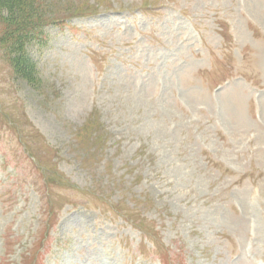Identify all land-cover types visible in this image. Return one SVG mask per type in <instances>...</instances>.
Here are the masks:
<instances>
[{"label": "rangeland", "instance_id": "374dc122", "mask_svg": "<svg viewBox=\"0 0 264 264\" xmlns=\"http://www.w3.org/2000/svg\"><path fill=\"white\" fill-rule=\"evenodd\" d=\"M17 25L0 264H264V0H0Z\"/></svg>", "mask_w": 264, "mask_h": 264}, {"label": "trees", "instance_id": "16d2710c", "mask_svg": "<svg viewBox=\"0 0 264 264\" xmlns=\"http://www.w3.org/2000/svg\"><path fill=\"white\" fill-rule=\"evenodd\" d=\"M64 19L59 18V19H56L55 21L60 22V21H64ZM8 21H11V20H8ZM22 21L26 22L27 24H31L33 28L38 25V24H32L31 17L29 16H26V18H23L19 22L21 23ZM26 23H22V24H26ZM22 27L21 26L19 27L18 25L14 28L12 27V29H10L9 32L8 31L6 32L5 37H3L5 33L2 34L1 35L2 42L0 43L5 44V47L7 48L6 50L8 51L9 55H11L9 56V59H10L13 70L15 72L19 71V72H22L23 74L24 73L27 74V71L30 70L31 66L33 65L31 63L32 61L29 60L26 53L24 54L25 49H27L26 46L29 42L28 38L24 34H26L28 30L30 32V30H33V29L29 28L23 32V30L21 29Z\"/></svg>", "mask_w": 264, "mask_h": 264}]
</instances>
